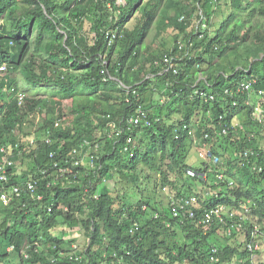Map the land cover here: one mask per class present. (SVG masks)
<instances>
[{
    "label": "trees",
    "instance_id": "obj_1",
    "mask_svg": "<svg viewBox=\"0 0 264 264\" xmlns=\"http://www.w3.org/2000/svg\"><path fill=\"white\" fill-rule=\"evenodd\" d=\"M138 1L0 0V88L8 93L0 91V145L15 143L17 127L30 134L29 115L42 114L37 144L21 142L0 188L10 192L55 162L68 169L64 186L41 178V199L23 191L0 202V264H264L248 247L262 238L264 250V118L254 120L255 101L237 92L252 77L264 90V0ZM166 32L173 45L156 44ZM18 78L49 88L48 97L22 91ZM203 143L221 165L189 163ZM245 149L253 153L243 159ZM109 180L132 192L110 189ZM158 191L193 196L194 217L174 216ZM219 205L229 212L204 222Z\"/></svg>",
    "mask_w": 264,
    "mask_h": 264
},
{
    "label": "built area",
    "instance_id": "obj_2",
    "mask_svg": "<svg viewBox=\"0 0 264 264\" xmlns=\"http://www.w3.org/2000/svg\"><path fill=\"white\" fill-rule=\"evenodd\" d=\"M126 0H115V5L121 6L122 4H124ZM108 6L111 8V4L108 3ZM112 9V8H111ZM119 13V10L116 9V15ZM107 35L110 36L111 40L114 39L115 34H116V30L112 31V30H108L106 32ZM183 48V44H180L179 49ZM164 63L167 64L169 68H174L175 67V63L172 62V59L170 57H165L164 58ZM175 71V69H174ZM7 76V64H1L0 65V83L2 81L5 80V77ZM256 83V78H246L240 81V83L237 85V92L240 93H245L246 94V103L247 104H252L253 100L255 101V104L253 106V112H252V116L254 118V120L258 121V122H262L263 120V115H264V108H263V103H264V90L263 89H254V84ZM0 91H7L6 86H2L0 88ZM200 96L203 97L205 95H207L204 91L199 92ZM209 98H213L212 95H209ZM23 95L22 93L18 95V105L21 106L23 103ZM42 114L37 111L34 113H31L29 115V119L31 121H34V125L31 126V133L30 134H26L24 135V133H22L19 129L16 128V130L14 131V133L17 134L18 139L15 141V143H6V144H2L0 145V182L1 181H7V174L8 173V168L10 166H13L15 164L14 162V157H15V151L18 150L19 154L22 153V151L19 150L20 145L22 144L21 142H24L26 144H29L31 146L36 145L37 141L39 139L38 133H37V124H39V121L41 119ZM135 123H137V119H132ZM28 123H24V125H27ZM110 127L112 126L114 128V125L112 123L108 124ZM223 133H226V129H223ZM47 135V133H46ZM207 136V135H206ZM43 140L49 142L50 138H48V136L44 137ZM128 142H130L129 139H127ZM84 145H90V143H88L87 141H84L81 145V147H83ZM74 152H76V149L73 150ZM125 151H128L130 154L131 151L127 148H125ZM253 151L250 149H245L242 154H240V156L244 159L247 158L250 154H252ZM52 154V153H51ZM50 154V155H51ZM200 155L202 156V158L204 160H206V162L209 165V170L212 169V167H217L218 165H221L220 162V158L218 155L211 153L209 145H207L206 143L202 144V149L200 151ZM85 158H80L77 159L75 161L76 164L79 163V161H83ZM54 166L57 167L56 169L52 170L51 172L47 173L46 169H40V172L42 174L41 177H34L32 180H26L23 183L20 184H14L11 185V189L10 192H7L5 187L3 186L2 188H0V202L4 205H8L11 201L18 199L20 200L21 194L23 191H28L30 194V198L33 200L36 199H41L42 195L39 194L36 196V191H37V185L38 182L41 180V178L43 177L44 179H46L47 177H50L51 179L46 183V187H50V186H57V184H61L62 186L66 185V172L68 171V169L66 167H60L57 166V163H54ZM189 173L191 175H195V172H192L191 170H189ZM203 176L205 177V175L203 174ZM217 177L219 178H223L224 174L223 173H217L216 174ZM96 196V195H94ZM194 201L195 198L193 196H189V197H182L179 200H175V199H170L169 203L171 205H174V212L173 215L174 216H178L181 211H186L189 214V217H194L195 213L193 211V205H194ZM48 211H51V206L48 208ZM222 212H229L225 209V207L223 205H219V206H215L212 207L210 209L205 210L204 216H203V221L204 222H210L213 220L214 217L217 218H221V213ZM236 212L235 211H231L230 212V217H233V215H235ZM157 216V214L155 215ZM245 219V217L243 218ZM242 219V220H243ZM239 227H242V223L240 222L238 224ZM137 228V223L133 222L130 228V231H132L133 229ZM256 232L255 235H257V231H258V227H255ZM230 229H228L227 234L230 235ZM75 237V236H71ZM72 246H75L74 243H72ZM258 246L257 243L254 242H250L248 244V247L251 251H253L254 249H256ZM213 252L216 253L217 249L213 248ZM212 260L214 261H218V257H211Z\"/></svg>",
    "mask_w": 264,
    "mask_h": 264
},
{
    "label": "rangeland",
    "instance_id": "obj_3",
    "mask_svg": "<svg viewBox=\"0 0 264 264\" xmlns=\"http://www.w3.org/2000/svg\"><path fill=\"white\" fill-rule=\"evenodd\" d=\"M144 1H146V0H143V2ZM139 14H140V11H138L135 16H138ZM221 19H222L221 17H218V20L216 22L219 23ZM133 20H134V18H133ZM133 20L131 18V20L128 23L129 26L132 25ZM164 34L167 35V37L164 38V39H157L156 40V44L164 43V44L169 45V46L173 45L174 39L172 38V36H173L172 32H166ZM152 37H153V34H151L150 37L147 38L148 42L151 40L150 38H152ZM17 74H18V72H16V73L11 72V73H9V77H18ZM18 79H19L18 80L19 87H20V89L22 91H24V92H30L32 90L40 91V93H41L40 95H43L44 97L43 96H37V98H42V100H43V98L48 97L49 94L47 93V91H49V88L43 87L42 85H32V84L27 83L24 80L22 81L20 78H18ZM44 100H47V99H44ZM66 105H69V103L66 104ZM64 110H65V113L68 114V111H66L67 110V106L64 107ZM201 158H202V156L200 154H198L197 152L192 151V152H190V155L188 156V161H189V163H195V165H196V164H199L201 162ZM78 159H80V158H78ZM16 163H17L16 165H20L19 161H17ZM84 163H85V161H84ZM82 165H84L88 169H93L95 167L94 165H90V164H87V163L82 164ZM106 182L108 183L107 184L108 187L110 189H112V190H117L118 192H122V191L126 190L125 191L126 194H129V192H132L131 186H128L127 184H126L127 186L125 188V184L121 183V182H113L111 180L106 181ZM156 195H157L156 196V200H160L164 205L169 203V198L166 196V192L165 191L164 192L163 191L162 192L158 191V193ZM0 221H1V218H0ZM76 231L77 230H75L74 232H71L70 236H72V235L76 236V235L81 233L80 231H78V234H77ZM76 237H78V236H76ZM240 237H241L240 238L241 240L244 239L243 236H240ZM257 242L259 244V250H261L260 251L261 254L259 253L260 254L259 258H264V252H263L264 250H263L262 238H260ZM257 257H258V255H255V260H257Z\"/></svg>",
    "mask_w": 264,
    "mask_h": 264
},
{
    "label": "clouds",
    "instance_id": "obj_4",
    "mask_svg": "<svg viewBox=\"0 0 264 264\" xmlns=\"http://www.w3.org/2000/svg\"><path fill=\"white\" fill-rule=\"evenodd\" d=\"M2 22H3V21L0 20V23H2ZM2 92H3L4 94H8L7 91H2ZM39 112H40V111H39ZM40 113H41V112H40ZM56 123L58 124V123H59V120H57ZM33 125H34V121H33ZM37 128H38V124H37ZM17 129L20 130L19 127H17ZM14 134H16V133H14ZM16 135H17V134H16ZM17 139H18V136H17ZM41 140H43V138H42ZM90 165H94V164H93V163H90ZM93 169H94V168H93ZM36 200H37V199H36ZM49 207H50V206H49ZM49 207H48V208H49ZM51 208H52V207H51ZM47 210H48V209H47ZM48 212H49V211H48ZM73 232H74V231H73ZM77 234H78V232H77ZM76 236L80 237V234H78V235H76ZM76 236H75V237H72V238H76V239H77ZM88 241H89V239H88ZM72 243H74V242H72ZM74 244H75V243H74ZM257 244H258V243H257ZM71 245H72V244H71ZM257 249H259V246H257V248L254 249V250H257ZM254 250H253V251H254ZM80 258H81V256L78 255L76 259H80ZM237 263H239V260H237ZM237 263H231V264H237Z\"/></svg>",
    "mask_w": 264,
    "mask_h": 264
},
{
    "label": "water",
    "instance_id": "obj_5",
    "mask_svg": "<svg viewBox=\"0 0 264 264\" xmlns=\"http://www.w3.org/2000/svg\"><path fill=\"white\" fill-rule=\"evenodd\" d=\"M142 2H143V0H139L137 3V6H139Z\"/></svg>",
    "mask_w": 264,
    "mask_h": 264
}]
</instances>
